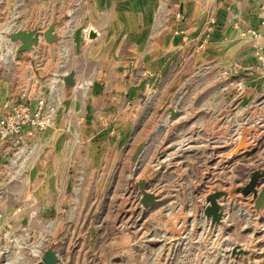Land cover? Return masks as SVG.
I'll return each instance as SVG.
<instances>
[{"label": "rangeland", "instance_id": "1", "mask_svg": "<svg viewBox=\"0 0 264 264\" xmlns=\"http://www.w3.org/2000/svg\"><path fill=\"white\" fill-rule=\"evenodd\" d=\"M156 2L147 23L131 24L132 39L90 43L97 36L88 31L91 0H0V76L8 75L24 93L7 100L0 117L13 106L27 107L31 115L42 104L39 116L46 122L25 123L0 140L11 143L8 176L18 184L35 178L30 168L44 149L39 136L56 128L63 98L97 99L87 109L85 142L92 153L98 142L105 145L101 159L108 162L102 170L84 171L83 163L99 161V155L77 154V135L75 154L66 157L75 171L60 179L69 187L65 215L40 219L30 203L21 223L0 211V234L6 235L0 264H37L47 248L56 252L57 264H237L236 245L249 264L264 258V207L256 209L252 193L238 192L247 211L229 200L230 184H244L253 170L264 169V0ZM84 20L89 26H81ZM51 25L56 40L47 42L42 32ZM21 29L39 31V38L19 56L20 41L9 34ZM30 51L39 55L33 63ZM35 64L47 71L45 82L32 81ZM67 73L74 82L63 92ZM244 126L253 127L249 146L234 154ZM138 144L144 150L134 162ZM44 175L51 181L55 174ZM141 180L156 196L152 206L140 203ZM32 188L25 189L30 199L36 198ZM257 189H264V175ZM216 190L227 194L217 198L222 216L212 224L203 210ZM85 195L93 216L77 219V201Z\"/></svg>", "mask_w": 264, "mask_h": 264}, {"label": "crops", "instance_id": "2", "mask_svg": "<svg viewBox=\"0 0 264 264\" xmlns=\"http://www.w3.org/2000/svg\"><path fill=\"white\" fill-rule=\"evenodd\" d=\"M231 0H222V3H227ZM253 1V0H252ZM91 18H90V28L88 31H94L97 33L96 37L90 38L91 42H116L117 40L132 39L134 32L132 30V23H138L142 25L148 22V13L154 10L158 4L156 0H91ZM252 4V3H248ZM83 20V19H82ZM81 26H89V23L83 21ZM30 30V29H28ZM136 32V31H135ZM144 32V31H143ZM55 33V31H54ZM140 39H142L143 35ZM87 44L89 42L84 41ZM94 44V43H93ZM30 60L33 63L39 57V55L33 51H30ZM40 65L39 68L35 64L34 69H32V81L35 84H39L40 81H44L46 70ZM62 88V87H61ZM71 87L63 85L64 90H70ZM22 92H18L13 88L10 77L5 74V77L0 76V115L5 112V103L9 99H22ZM97 99L88 100L86 98H75L65 99L63 98L58 102L56 109L57 114L55 117L56 128L46 129L41 132L39 139H41V145L44 147L42 149L39 161L34 168L35 178L30 179L24 183H14L10 175V166L6 164V160L10 154L11 143L6 141H0V211L4 214L7 221L21 222L25 223L28 219V208L29 205L35 204L39 210V218L46 219L47 215H52L53 218H58V216H64V204L66 203V197L63 195L68 187L66 181H61V177L64 173L75 171V165L68 163L66 161L67 156H74L75 152L73 150V143L76 140L77 135L82 139L80 144L81 148L77 151L82 155H99V161L83 163V170L91 169H104V166L108 164L107 161L102 162L101 154L107 153L105 150V145L102 146L101 142L97 143L96 148H93V153L90 145H87L85 140L89 136V123L90 116L88 115V108L90 105H96ZM80 108V109H79ZM84 110V111H83ZM64 125H69V129H64ZM77 128L78 131L75 133L74 129ZM76 134V137H75ZM116 134L112 137L116 138ZM117 138L113 142L111 149L114 150V154L117 153ZM121 144V140L118 142ZM86 145V146H85ZM138 144L137 146H139ZM136 146V147H137ZM119 149V148H118ZM135 150V149H134ZM133 150V152H134ZM143 149L141 151V155ZM132 152V153H133ZM131 153V154H132ZM38 155V156H39ZM138 159L140 158V156ZM133 154L131 155V157ZM65 157V158H64ZM45 158L51 159V163H46ZM116 158V157H115ZM137 159V160H138ZM65 160V161H64ZM132 160V159H131ZM136 160V161H137ZM53 161V163H52ZM134 160V162H136ZM93 164V165H92ZM46 173H53V179L50 181L46 179ZM32 186V190L35 191V197L30 199L27 197L25 189ZM57 189L59 192H57ZM19 194V195H17ZM60 195V196H59ZM89 197L83 196L79 203V210L77 211L78 218H91L92 211H89L85 205L88 202ZM33 200L36 203L31 202ZM31 203V204H30ZM16 206H20L22 209L21 213H14ZM52 207V208H51ZM55 207H60V212H51V209ZM91 213V214H90ZM237 264H249V255L243 253H236ZM114 260V261H98L99 264H125L124 260ZM264 258H261L256 264H263ZM255 264V261L254 263Z\"/></svg>", "mask_w": 264, "mask_h": 264}, {"label": "water", "instance_id": "3", "mask_svg": "<svg viewBox=\"0 0 264 264\" xmlns=\"http://www.w3.org/2000/svg\"><path fill=\"white\" fill-rule=\"evenodd\" d=\"M54 26H49L46 30L42 32V35L44 36L45 40L47 42H52L56 40V35L53 33ZM91 36H94L93 31L90 32ZM11 40H19L20 44L17 46L15 53H17L19 56H21V52L30 50L33 45H35L39 38V31H31V30H16L13 32H10L9 34ZM63 82L66 86L73 85V73H67L63 77ZM171 114H174V111L171 110ZM253 130V127H242L239 134V140L232 150L234 154H237L239 150L246 148L249 146L248 143V136L250 132ZM142 150V145H139L135 151L134 155L132 157L133 160H136L139 153ZM33 173V171H31ZM264 175V169H256L253 170L248 178V181L244 184H230V191H229V200L232 203H235L238 208L244 209V211H247L246 207L242 203H239L237 200L238 192H240L243 195H247L249 193H252L253 195V202L255 204L256 209H260L264 207V189L258 190L257 184L259 179ZM145 181L141 180L138 182V188H140L141 191V197H140V203L144 207L152 206L156 201V196L151 191L144 188ZM227 194L224 190H216L215 192L207 195V205L204 207V215L210 219L211 223H219L221 216H222V209L221 204L218 202L217 198L225 196ZM169 222L173 226V228L177 225L176 218L173 215H170L168 217ZM178 226V225H177ZM176 228V227H175ZM174 228V229H175ZM178 230H174L173 233H177ZM232 252L236 253H242L243 249L236 245ZM60 260H58V257L56 255V252L52 248H47L44 250L43 255L41 257V261H39L37 264H57ZM264 264V263H263Z\"/></svg>", "mask_w": 264, "mask_h": 264}, {"label": "built area", "instance_id": "4", "mask_svg": "<svg viewBox=\"0 0 264 264\" xmlns=\"http://www.w3.org/2000/svg\"><path fill=\"white\" fill-rule=\"evenodd\" d=\"M41 103V102H40ZM39 103V104H40ZM42 104L38 106V108H34L31 115H28V108H21L20 106H13L6 116L0 117V140L5 139L6 137L18 133L23 128L25 123L31 122L36 125H43L46 122L43 121L40 115V109L42 108ZM22 209L20 207H16L13 211L14 213H21ZM2 221V218L0 219ZM6 235L0 234V239L5 238ZM15 245V243H14ZM46 244L42 243L40 247L44 248Z\"/></svg>", "mask_w": 264, "mask_h": 264}]
</instances>
